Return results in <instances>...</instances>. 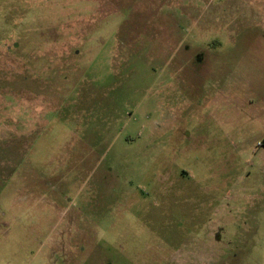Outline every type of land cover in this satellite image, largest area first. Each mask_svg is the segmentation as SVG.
<instances>
[{"label":"rangeland","instance_id":"rangeland-1","mask_svg":"<svg viewBox=\"0 0 264 264\" xmlns=\"http://www.w3.org/2000/svg\"><path fill=\"white\" fill-rule=\"evenodd\" d=\"M0 264H264V0H0Z\"/></svg>","mask_w":264,"mask_h":264}]
</instances>
